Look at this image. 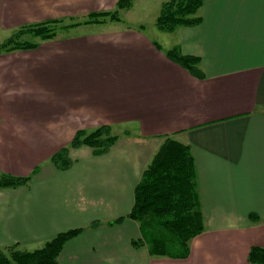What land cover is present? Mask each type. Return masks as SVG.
Here are the masks:
<instances>
[{
	"label": "crops",
	"instance_id": "crops-1",
	"mask_svg": "<svg viewBox=\"0 0 264 264\" xmlns=\"http://www.w3.org/2000/svg\"><path fill=\"white\" fill-rule=\"evenodd\" d=\"M162 1L132 0L119 21L0 54V173L31 175L25 185L0 188V248H40L83 228L59 263L258 264L247 255L264 247V0H203L201 21L171 32L155 27ZM116 2L0 0V34L77 21ZM174 46L199 57L202 77L167 58ZM100 125L117 136L107 151L70 148V166L54 165L51 156L76 131ZM166 136L190 147L204 216L186 258L134 247L138 224L126 216Z\"/></svg>",
	"mask_w": 264,
	"mask_h": 264
},
{
	"label": "trees",
	"instance_id": "trees-1",
	"mask_svg": "<svg viewBox=\"0 0 264 264\" xmlns=\"http://www.w3.org/2000/svg\"><path fill=\"white\" fill-rule=\"evenodd\" d=\"M132 0H117L116 9L90 12L84 23L119 20L118 9L127 8ZM203 0H165L160 5L155 19L156 27L171 32L178 26H194L201 21L197 15ZM81 23H65L63 19H52L20 26L11 36L0 43V54L15 50L34 49L36 42L20 39L29 33L41 39H52L58 29H66ZM139 28H142L139 26ZM160 49V45L154 42ZM168 59L185 68L196 77H202L198 68L199 57L182 54L177 46L165 52ZM117 136L111 134L109 125H100L92 130L76 131L68 146L60 148L51 156V161L59 169L70 166L69 149L82 145L92 149L93 154H102L115 143ZM37 170L35 167L32 171ZM194 160L189 145L166 136L150 162L143 169L134 188L133 205L126 215L138 224L140 237L132 241L134 247L146 246L151 256L186 258L189 254V241L203 232L204 216L195 187ZM31 175L16 176L0 173V188H13L25 185ZM249 217L257 220L258 216ZM118 218L115 221H120ZM95 225V224H93ZM83 228H74L56 234L40 248L19 250L8 247L9 252L0 249V264H61L58 255L63 245L79 234ZM247 260L264 264V247L251 246Z\"/></svg>",
	"mask_w": 264,
	"mask_h": 264
},
{
	"label": "rangeland",
	"instance_id": "rangeland-1",
	"mask_svg": "<svg viewBox=\"0 0 264 264\" xmlns=\"http://www.w3.org/2000/svg\"><path fill=\"white\" fill-rule=\"evenodd\" d=\"M165 1V0H164ZM163 2V1H162ZM161 2V3H162ZM131 4H132V2H131ZM131 4H130V6L129 7H127V8H122V9H118V17H119V20H121L120 19V11L121 10H125V9H128V8H130L131 7ZM161 5V4H160ZM115 9H116V7H115ZM115 9H113V10H115ZM160 10V9H159ZM159 14V13H158ZM85 19V17H83V18H81V19H79V20H77V21H80L81 23H79V24H77V25H75V26H71V27H68V28H66V29H58L57 31H56V35H55V37L57 36H68L69 35V33L67 32V29H72L73 27H76V26H79V25H86V26H88V25H90V26H88V28L87 29H94V27L92 26L94 23H84V22H82L83 20ZM106 20H109V21H119V20H110V19H106ZM105 20V21H106ZM104 21V22H105ZM64 22L65 23H67V22H69V23H73V22H76V21H65L64 20ZM98 23H100V22H98ZM109 23V22H108ZM141 27H143L142 25H140ZM155 27H156V25H155ZM19 28V27H18ZM84 29H86V28H84ZM156 29H158L157 27H156ZM16 30V29H15ZM146 30L150 33V34H152V31H151V28L148 26V25H146ZM159 30V29H158ZM69 31V30H68ZM71 31V30H70ZM76 31V30H75ZM74 31V32H75ZM161 31V30H160ZM7 32V34L6 35H1L0 34V43L1 42H3L5 39H6V36H8V34H9V32L8 31H6ZM12 33H14V31L13 32H11V35H12ZM11 35H9V36H11ZM8 36V37H9ZM7 37V38H8ZM54 37V38H55ZM155 38L156 39H159L158 37H157V35H156V33H155ZM20 39H23V40H27V41H31V42H36L37 44H39L38 43V40H44V39H41V38H39V37H37V36H33V35H31V34H29V33H26V34H22L21 36H20ZM53 39V38H52ZM111 134H113V133H111ZM114 135V134H113ZM250 218V217H249ZM251 219V218H250ZM251 220H253V219H251ZM13 247V246H12ZM11 248V247H10ZM16 249H19V250H34V249H37L38 247H35V245H30V246H26V247H15ZM1 250H3L4 252H9V248L8 247H2V248H0Z\"/></svg>",
	"mask_w": 264,
	"mask_h": 264
}]
</instances>
